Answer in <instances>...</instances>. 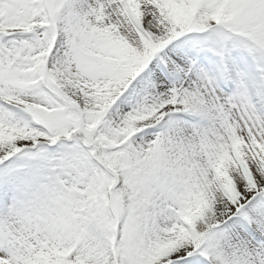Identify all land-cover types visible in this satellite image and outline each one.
<instances>
[{
	"label": "snow or ice",
	"instance_id": "6c2138e0",
	"mask_svg": "<svg viewBox=\"0 0 264 264\" xmlns=\"http://www.w3.org/2000/svg\"><path fill=\"white\" fill-rule=\"evenodd\" d=\"M0 264H264V0H0Z\"/></svg>",
	"mask_w": 264,
	"mask_h": 264
}]
</instances>
